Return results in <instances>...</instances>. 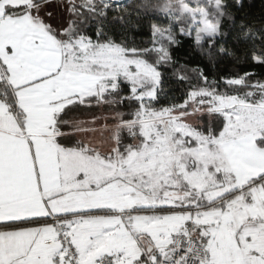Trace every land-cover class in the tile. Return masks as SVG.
I'll list each match as a JSON object with an SVG mask.
<instances>
[{"label": "snow or ice", "instance_id": "6c2138e0", "mask_svg": "<svg viewBox=\"0 0 264 264\" xmlns=\"http://www.w3.org/2000/svg\"><path fill=\"white\" fill-rule=\"evenodd\" d=\"M246 7L0 0V264H264V79L162 71L185 40L264 67Z\"/></svg>", "mask_w": 264, "mask_h": 264}, {"label": "trees", "instance_id": "16d2710c", "mask_svg": "<svg viewBox=\"0 0 264 264\" xmlns=\"http://www.w3.org/2000/svg\"><path fill=\"white\" fill-rule=\"evenodd\" d=\"M247 5L245 11L249 12L252 17L259 18L264 13V0H244ZM119 32V30H117ZM129 42H135L137 45L144 46L150 39V30L145 22L139 29L133 26L127 31ZM226 47L231 48V42L225 44ZM172 56L176 61L174 67H165L162 69L164 73V90L170 99H180L183 97L186 85L182 84L177 76L180 72H187L193 75V69H202L209 79L243 75L245 70L255 73L254 79H264V67L254 65L251 61L244 62L241 53L240 60L236 57L229 56L227 53L217 55L215 63H210L206 58L194 51L189 43L185 40L181 46H173ZM80 119H88L87 116L80 117Z\"/></svg>", "mask_w": 264, "mask_h": 264}]
</instances>
